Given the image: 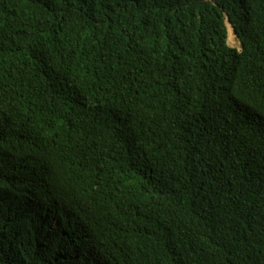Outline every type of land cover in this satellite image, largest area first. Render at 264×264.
I'll use <instances>...</instances> for the list:
<instances>
[{
    "label": "trees",
    "instance_id": "trees-1",
    "mask_svg": "<svg viewBox=\"0 0 264 264\" xmlns=\"http://www.w3.org/2000/svg\"><path fill=\"white\" fill-rule=\"evenodd\" d=\"M0 264H264V0H0Z\"/></svg>",
    "mask_w": 264,
    "mask_h": 264
},
{
    "label": "rangeland",
    "instance_id": "rangeland-1",
    "mask_svg": "<svg viewBox=\"0 0 264 264\" xmlns=\"http://www.w3.org/2000/svg\"><path fill=\"white\" fill-rule=\"evenodd\" d=\"M227 28H228V27H227ZM228 32H229V30H228ZM236 37H237V36H236ZM228 43H229V45H230L231 47L236 48V49H238L239 51L242 50V47H241L240 42H239L238 39H236L235 37H232V36L228 35Z\"/></svg>",
    "mask_w": 264,
    "mask_h": 264
},
{
    "label": "water",
    "instance_id": "water-1",
    "mask_svg": "<svg viewBox=\"0 0 264 264\" xmlns=\"http://www.w3.org/2000/svg\"><path fill=\"white\" fill-rule=\"evenodd\" d=\"M227 24H230V21H229V19L227 18V21H226V25ZM231 25V24H230ZM232 27V26H231ZM232 29H233V27H232ZM234 31V30H233ZM236 35V34H235Z\"/></svg>",
    "mask_w": 264,
    "mask_h": 264
}]
</instances>
